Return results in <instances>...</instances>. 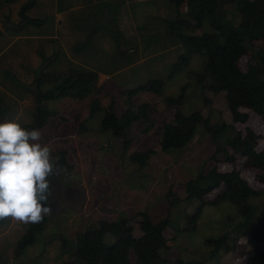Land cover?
I'll use <instances>...</instances> for the list:
<instances>
[{"label":"rangeland","instance_id":"obj_1","mask_svg":"<svg viewBox=\"0 0 264 264\" xmlns=\"http://www.w3.org/2000/svg\"><path fill=\"white\" fill-rule=\"evenodd\" d=\"M56 6L65 11L63 25L56 20ZM18 7L15 4L0 10V15L3 10L11 11L7 23L10 26L21 22L15 15ZM235 8V3L227 4L225 22L235 24L240 19ZM186 9L184 3L181 10ZM175 12L171 0H47L32 10L45 23L27 25L24 32L50 34L62 26L74 33H91L85 40L76 35L73 38L79 42L77 49L100 73L99 88L84 99L65 96L44 103L57 114L48 120L47 126L36 128L42 133L40 142L52 149L53 157L59 158V152L66 151L67 164H59L58 159L49 180L50 211L43 214L47 222L36 242L22 255L8 257L7 251L12 253L10 245L18 233L14 231L10 239L0 238V264H79L75 253L79 233L96 228L101 219L128 217L135 235L140 236L143 213L155 222L169 219L165 230L169 247L160 251L158 264L246 263L256 241L242 233L261 222L264 183L256 178L255 170L247 167V159L234 153L229 142L234 132L245 133L251 128L260 135L257 149L264 150V119L241 107L249 114V120L234 121L226 91L212 89L214 79L206 69V54L192 40L171 32L166 20L173 19ZM176 30L185 35L219 32L209 21H204L202 27L183 24ZM104 37L110 39L111 49L100 47L98 39ZM1 38L0 48L7 41L6 35ZM15 42L20 44L24 39ZM254 44L260 46L262 41ZM43 49L48 54L47 46ZM246 59H239L242 68ZM34 71L33 63L23 65L21 70L10 66L7 75L13 84L27 91ZM155 79L162 80L163 94L142 86ZM181 95L182 104L170 105L165 100L167 96ZM143 104L148 105L147 116L132 122L128 144L112 131H101L109 107L122 115L128 108L137 111ZM0 109L17 108L4 100ZM177 110L185 115L200 111L211 125L225 126L211 130L199 123L195 137L184 148L164 151L160 144L163 124L173 121ZM146 150L153 151L146 163L132 159L133 153ZM215 153L217 161L213 159ZM226 153H234L235 157L225 160ZM214 162L222 172L240 170L249 184L260 191L250 198L254 205L251 215L242 212L229 198L215 201L225 190L224 183L204 196L198 194L199 187L209 181L197 178L207 174ZM24 233H20L17 242ZM62 238L68 243L66 253L62 251ZM114 240L111 235L106 238L107 243Z\"/></svg>","mask_w":264,"mask_h":264},{"label":"trees","instance_id":"obj_2","mask_svg":"<svg viewBox=\"0 0 264 264\" xmlns=\"http://www.w3.org/2000/svg\"><path fill=\"white\" fill-rule=\"evenodd\" d=\"M22 0H0V10L10 4ZM175 5V16L166 20L171 26L172 33L181 39L192 40L207 56L206 69L213 76L212 89L215 92L226 91V99L232 117L236 122L246 123L249 114L243 112L241 107H247L264 119V0H171ZM186 3V11L181 6ZM229 3H235L240 19L234 23L224 21ZM37 0H24L21 3L19 16L21 27L27 24L41 26L45 23L43 18H32L28 11L35 7ZM204 21H209L219 32H206L203 35L183 34L176 30L177 26L186 24L192 27H202ZM0 30V38L2 36ZM91 33L87 34V38ZM262 41V45L254 44ZM44 45L39 48L41 65L34 80L35 89V120L27 125L29 128L40 119L41 126L55 116V110L49 109L45 101L55 98L72 96L84 99L90 96L98 87L99 74L93 70H81L70 68L67 70H49V66L57 59L56 53L47 56L44 53ZM78 44L75 45V49ZM246 57L245 68L239 64V59ZM177 63L174 68L178 65ZM263 76V77H262ZM163 82L155 79L143 87L152 88L158 94H163ZM166 102L170 105L182 104L183 96H167ZM147 104L140 105L137 111L128 108L125 113L118 115L112 107H109L101 122V131H112L115 136L122 137L125 144L129 143V128L134 120L147 116ZM85 122L87 119L84 120ZM199 123L211 130H220L225 124L211 125L210 119L205 118L200 111L185 115L177 110L171 122H164L160 139L161 149L184 148L196 135ZM260 135L248 128L245 133L234 132L229 146L235 154L247 159L248 168L256 171V178L264 183V150L259 151L257 145ZM152 150L138 151L132 154V159L140 163H146L152 155ZM226 153L225 160H232L235 155ZM214 161L218 160L216 153ZM59 164H67L66 151L59 152ZM53 175V174H52ZM51 175V176H52ZM49 176V180L51 178ZM197 180H208L209 183L199 187L198 194L204 196L222 183L225 190L215 201L229 198L238 204L239 209L251 215L254 205L249 201L252 196L260 194L242 176L238 169L231 171H219L218 164L207 174H201ZM48 205V203H47ZM46 205V206H47ZM140 222L142 235L134 233V227L128 217L119 220L101 219L96 228L87 229L77 236V248L75 253L79 258V264H158L161 259L160 251L167 249L168 238L165 230L169 225V219L165 218L157 222L153 221L146 213L142 214ZM44 217V216H43ZM46 217L40 223H30L16 245L15 255H22L33 245L38 234L44 229ZM256 241V246L249 253L245 264H264V208L261 214V222L256 228H246L242 233ZM111 235L115 240L106 242ZM67 240L62 238L63 253L67 251Z\"/></svg>","mask_w":264,"mask_h":264},{"label":"crops","instance_id":"obj_3","mask_svg":"<svg viewBox=\"0 0 264 264\" xmlns=\"http://www.w3.org/2000/svg\"><path fill=\"white\" fill-rule=\"evenodd\" d=\"M44 1L47 0H37V4L35 5V7L28 11V15L32 18H38L35 16V14L32 13V10H35L36 6ZM55 1L57 2L58 0ZM23 2L24 0L14 4L6 5V7L9 8L10 6L19 4L18 10L15 12L16 18H19V10L21 7V3ZM55 11L56 20L60 23V25H63L65 22V11L59 10L57 6L55 8ZM11 15V11L9 10L5 12L3 10L0 15V30H2L3 32L2 36L6 35L7 37V41L1 44L0 48V103L2 101L4 102V100H7L8 102L12 103V105H14L17 109H0V123L15 118L17 114H21L20 120L22 122V126L26 127L27 125L33 123L35 120L36 104L33 94L35 88L33 89L31 87L34 85V80L39 70L38 68L41 65V58H39L40 55L38 56V47L40 45L47 46L49 50L48 54H46L47 56L56 53L57 59L49 66V70L54 69L63 71L70 68L93 70L96 72L97 70H95L94 67H91L92 64L89 63L84 53H82L77 48L75 49V45L79 44V42L73 37L76 35L77 39L85 40L87 37L85 32L77 30V32L74 33L73 31L64 29L62 26L56 27L55 32L50 34H42L40 32H24V30H28L27 25L30 26L31 24H27L26 26L21 27L20 22V24L17 26H10V24L7 23L9 22V17ZM5 24L7 25L5 26ZM15 39H24V42L18 44L17 42H15ZM98 40L100 42V47H107L108 49H111V45L109 46V43H111L110 39L104 37ZM57 51H59L60 54L62 53L63 55H57ZM74 51H77L78 53H74ZM32 63L35 66L34 75L28 80L30 84L27 87V91H23L21 87L12 83L14 81L7 75V70H9L10 66L15 69L20 68L21 70V67L23 65L26 66ZM98 74L100 75L99 72ZM4 111H7V113ZM47 125L48 122L45 124V126ZM18 224L20 225V227H18ZM29 224L30 223L15 221L12 218L0 220V238L7 236V238L10 239L11 235L17 232L18 234L16 235V240H14L15 242L10 245L14 247L15 243H17V239L20 233L26 231ZM51 238L54 239V237ZM12 247V253H10L9 250L7 251L8 257H15L16 247H14L15 250Z\"/></svg>","mask_w":264,"mask_h":264},{"label":"clouds","instance_id":"obj_4","mask_svg":"<svg viewBox=\"0 0 264 264\" xmlns=\"http://www.w3.org/2000/svg\"><path fill=\"white\" fill-rule=\"evenodd\" d=\"M20 115L0 123V220L40 223L49 213V176L58 157L42 144L38 129L22 126Z\"/></svg>","mask_w":264,"mask_h":264},{"label":"water","instance_id":"obj_5","mask_svg":"<svg viewBox=\"0 0 264 264\" xmlns=\"http://www.w3.org/2000/svg\"><path fill=\"white\" fill-rule=\"evenodd\" d=\"M40 125H41L40 119L38 118L36 124L31 126V127H29V128H27V129H35V128L39 127Z\"/></svg>","mask_w":264,"mask_h":264}]
</instances>
